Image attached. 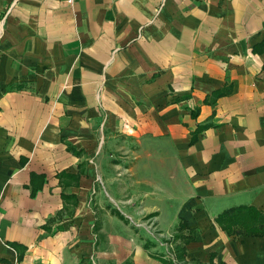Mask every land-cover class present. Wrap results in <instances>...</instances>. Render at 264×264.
I'll return each instance as SVG.
<instances>
[{
	"label": "crops",
	"instance_id": "0c3cea01",
	"mask_svg": "<svg viewBox=\"0 0 264 264\" xmlns=\"http://www.w3.org/2000/svg\"><path fill=\"white\" fill-rule=\"evenodd\" d=\"M241 204L264 210V0H0V264H166L181 218L190 261L264 264L216 220Z\"/></svg>",
	"mask_w": 264,
	"mask_h": 264
},
{
	"label": "trees",
	"instance_id": "16d2710c",
	"mask_svg": "<svg viewBox=\"0 0 264 264\" xmlns=\"http://www.w3.org/2000/svg\"><path fill=\"white\" fill-rule=\"evenodd\" d=\"M226 90L228 89L215 92L214 97L224 93ZM198 127L200 129L204 128V126ZM200 129L196 130L194 133L193 137L191 138L192 142H195L197 133ZM216 220L221 228H223L229 234L235 233L236 229L240 227L242 235H264V210L250 204L230 206L227 209L221 211L217 215ZM174 229L175 230L173 231L170 239L174 243L176 258L181 261H188L189 264H217L213 256H211L212 258L207 262L201 259H194L190 261L188 258H186L187 244L191 241H199L202 236L200 228L198 229L195 227H190L187 220L185 218H181ZM160 258H162L166 264H179L173 258H166L162 255H160ZM127 263H131V259H128L125 262V264Z\"/></svg>",
	"mask_w": 264,
	"mask_h": 264
},
{
	"label": "built area",
	"instance_id": "2783aa9c",
	"mask_svg": "<svg viewBox=\"0 0 264 264\" xmlns=\"http://www.w3.org/2000/svg\"><path fill=\"white\" fill-rule=\"evenodd\" d=\"M70 1L72 2L73 0H70ZM141 224L144 225L147 230H149L150 232H152L154 234V236L155 235H158V236L159 235H163L164 236V233L161 232L159 229H157L156 224L154 225V221L152 220V218H150V219H143V221L141 222ZM141 224L139 223V225H141ZM172 234H173L172 232L169 235H167V236L165 234V236H166L165 237V240H164V242H161L164 245V247H165V251L162 254L165 257H167V258H170V259L173 258V259L177 260V262L179 264H189L188 261H185V260L181 261L178 258H176L175 251H174V243L170 239V237L172 236Z\"/></svg>",
	"mask_w": 264,
	"mask_h": 264
},
{
	"label": "rangeland",
	"instance_id": "374dc122",
	"mask_svg": "<svg viewBox=\"0 0 264 264\" xmlns=\"http://www.w3.org/2000/svg\"><path fill=\"white\" fill-rule=\"evenodd\" d=\"M144 219H146V218H144ZM147 219H150V218H147ZM155 224H156V223H154V225H155ZM172 233H173V232H172ZM162 240H163V241H161V242H164L165 238L162 239ZM161 242H160V244H162ZM162 246H164V245L162 244ZM163 251H165V247H164V250H163ZM162 256L165 257L163 254H162ZM166 258H167V257H166ZM176 261H177V260H176Z\"/></svg>",
	"mask_w": 264,
	"mask_h": 264
}]
</instances>
